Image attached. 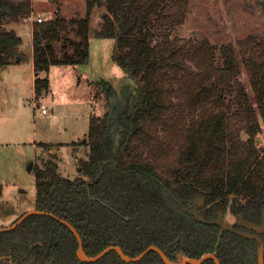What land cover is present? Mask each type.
I'll return each mask as SVG.
<instances>
[{"label":"trees","instance_id":"16d2710c","mask_svg":"<svg viewBox=\"0 0 264 264\" xmlns=\"http://www.w3.org/2000/svg\"><path fill=\"white\" fill-rule=\"evenodd\" d=\"M188 2L86 0L83 16L57 13L32 22L35 99L49 90L51 65L88 61L95 6L105 8L95 36L114 39L112 58L135 83L130 109L115 129L109 115L91 114L80 175H61L54 160L34 168V208L70 222L89 256L109 245L130 256L157 245L175 261L214 253L220 264H258L255 238L199 221L175 197L192 209L203 196L206 218L228 210L261 223L264 150L253 137L264 129V35L218 48L205 38L173 35ZM32 11L31 0H0V67L26 59L18 48L21 36L5 24ZM243 70L250 91L239 79ZM258 235L264 243V230ZM77 248L74 233L48 214L0 231V256H6L0 264H165L155 251L125 262L111 250L88 262L78 258Z\"/></svg>","mask_w":264,"mask_h":264},{"label":"rangeland","instance_id":"374dc122","mask_svg":"<svg viewBox=\"0 0 264 264\" xmlns=\"http://www.w3.org/2000/svg\"><path fill=\"white\" fill-rule=\"evenodd\" d=\"M31 3L33 11L29 17L8 20L5 24L22 37L19 48L25 53L30 47L29 22L39 13L72 17L86 12V0H31ZM103 11V6H95L89 18L88 61L51 65L47 73L49 90L40 99L34 97V71L26 60L12 74L0 68V227L10 225L22 213L34 209L35 167L54 160L61 175L69 178L80 175L79 159L88 158L89 153L83 139L91 114L109 115L110 97H117L118 102L123 92H127V97L135 93L133 79L112 58L114 39L95 36ZM67 34L77 38L73 31ZM249 34L264 35V0H189L184 22L173 32L180 38H205L217 48ZM55 44L59 47L61 41ZM218 54L217 50V57ZM239 79L250 91L245 70ZM121 103L124 108L126 103ZM241 136L248 138L245 131ZM253 139L264 150V129ZM199 198L196 203H200ZM224 219L237 223V215L228 210ZM1 264L16 263L5 260Z\"/></svg>","mask_w":264,"mask_h":264},{"label":"water","instance_id":"95a60500","mask_svg":"<svg viewBox=\"0 0 264 264\" xmlns=\"http://www.w3.org/2000/svg\"><path fill=\"white\" fill-rule=\"evenodd\" d=\"M47 16V15H46ZM84 141L86 140V138L83 139ZM32 165V164H30ZM200 203L204 202V197L203 196H199ZM175 199L177 200V202L182 206V208L184 210H187L189 212H191L196 219H198L201 222L204 223H212V224H217L221 227L222 230H229L232 232H235L241 236H246V237H252L255 238L258 241V246H257V250H256V254H257V260H258V264H264V243L262 241V239L259 237L258 232H261L264 230V211L262 213V219H261V223L260 224H255L253 222H250L246 219H244L242 214H238L237 215V224L239 225H245L247 228H253L255 230V232H251L249 229L247 230H241V229H237L236 227H234L233 224L228 223L225 221L224 219V211L223 210H219L217 213L216 217H212V218H206L201 210L198 209H190L187 208L182 202L181 200H179L178 198L175 197ZM32 214H48L51 215L57 219H59L62 223H64L75 235L77 241H78V248L76 251V254L78 256L79 259L83 260V261H95L99 258H101L102 256H104L106 253H108L111 250H115L118 252V254L120 255L121 259L125 262H135L140 260L142 257H144L147 253L151 252V251H155L157 252L162 260L164 261L165 264H201L203 261H205L208 258H212L215 261V264H220L219 258L214 254V253H206L203 254L200 257H183V258H179L180 261H175V260H171L166 254L165 252L158 247L157 245H150L148 246L146 249H144L142 252H140L137 255L134 256H130L128 254H126L121 247L117 246V245H109L107 247H105L104 249H102L99 253L93 255V256H89L86 254L84 248H83V241L82 238L80 236V234L78 233V231L75 229V227L68 222L65 219L59 218L58 216L48 212V211H43V210H38V209H31L28 211H25L24 213H22L14 222H12L10 225L7 226H3L0 227V231H4V230H10L14 227H16L18 224H20L26 217L32 215ZM6 256H0L1 258H4Z\"/></svg>","mask_w":264,"mask_h":264},{"label":"flooded vegetation","instance_id":"af4514ba","mask_svg":"<svg viewBox=\"0 0 264 264\" xmlns=\"http://www.w3.org/2000/svg\"><path fill=\"white\" fill-rule=\"evenodd\" d=\"M126 93H127L126 91L122 93V95L118 99L120 102L119 101L117 102V97H114V98L113 97H110V99H109V103H110V107H111V111L109 113V116H110L111 122H112V124L114 126L113 129H115V127L118 125V123L121 122L125 118L126 113L130 109V105H131V102H132L133 95H130V96L127 97L125 95ZM121 101L124 102V103H126L125 106H124V108H123V103H121ZM112 109H114V114L112 112L113 111ZM121 109H122V111L124 113L121 111ZM123 109H125V110H123ZM203 205H204V202L203 203H196L194 201V204H193L192 209L201 210V208L203 207ZM242 226H245V225H242ZM248 229H253V228H248Z\"/></svg>","mask_w":264,"mask_h":264},{"label":"crops","instance_id":"0c3cea01","mask_svg":"<svg viewBox=\"0 0 264 264\" xmlns=\"http://www.w3.org/2000/svg\"><path fill=\"white\" fill-rule=\"evenodd\" d=\"M46 15H50L49 13H45V16ZM51 16V15H50ZM9 28V27H8ZM13 29V28H12ZM29 42H30V47H29V52L28 53H25L26 54V61L29 63L30 65V68H32V70L34 71L33 69V52H32V22L30 23L29 22ZM22 38V37H21ZM22 44V43H21ZM20 46V45H19ZM19 48V47H18ZM20 50V48H19ZM21 51V50H20ZM24 60V61H25ZM22 62L20 63H15V64H9L5 67H0V68H4V72H6L7 74H12V73H15V69H18L19 68V65L21 64ZM13 66V67H11ZM13 68V69H12ZM33 91H34V77H33ZM34 97H35V92H34Z\"/></svg>","mask_w":264,"mask_h":264},{"label":"built area","instance_id":"2783aa9c","mask_svg":"<svg viewBox=\"0 0 264 264\" xmlns=\"http://www.w3.org/2000/svg\"><path fill=\"white\" fill-rule=\"evenodd\" d=\"M44 18H45V16L42 15L41 13H39V14L35 17L34 20L41 21V20L44 19ZM42 111L45 112V111H46L45 108H42Z\"/></svg>","mask_w":264,"mask_h":264}]
</instances>
